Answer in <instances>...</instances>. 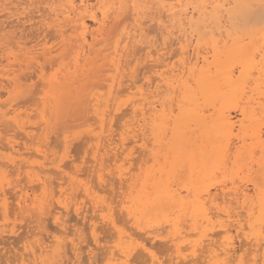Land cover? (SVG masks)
Wrapping results in <instances>:
<instances>
[{"label":"bare ground","instance_id":"1","mask_svg":"<svg viewBox=\"0 0 264 264\" xmlns=\"http://www.w3.org/2000/svg\"><path fill=\"white\" fill-rule=\"evenodd\" d=\"M36 1L37 0H0V13L6 14L9 18L15 16V17H17V19L19 18V20H20V18H22L19 16L20 15L19 14L20 8H23L22 12H25V10H27L29 5L34 6V3L36 5L37 4ZM45 2L48 5V6L47 5L46 6L49 8V11H48V9H47V11L50 13H48L46 15V17L43 16L44 17L43 19L47 20L46 25L48 27H50V28L54 27L52 29H56L58 36H59L58 38H60V40H61L60 41V44H61L60 47L57 48V46H56V49H53L54 47H48L49 45L47 46V41L44 40L43 42H38L36 45L33 46V48H30L31 46L26 45L27 46V49H26L25 45L18 44L21 41H17L16 44H18L20 47L19 46L17 48L15 47V49L20 50L19 48H21V46H23V47L25 46L26 51L25 50H23L25 52L21 51L22 53H24L25 58H24L23 54L20 52H19V54L22 56H20L18 54H16V55L20 56L22 60L23 59L24 60L25 59H34V58L37 59L40 57V55L47 57V56H51L54 51L60 50V51H62V56H63L64 54H66L63 51H65V50L68 51L70 48H72V49L75 48L73 50L70 49L71 51L75 50V52H74L75 54L73 53L74 54L75 67L73 68L74 65H73V62L71 61V63H72L71 65H73L72 66L73 70H72V72L69 71L68 73H66V75L67 74L69 75L68 78L70 76H74L76 81L73 79H70V78L68 79L65 76H62L63 74H65V73H63V71H65V72L67 71L66 69L68 67L67 68H65V67L69 66V64L65 65V67H64L65 70L64 69L62 70L61 76L63 78L60 77L61 80L59 79V77H56V76H54V78L52 79V82L56 83L57 86L60 87V90H61L62 86H65L66 88L67 87L70 88V89L67 88V90H65L66 88L64 87L65 88L64 89L62 87L63 93H65V91H66L69 94V90L74 91L73 88L75 86L72 84H74V81L78 84L77 79H79L81 77H84V78H81L82 79V83H81L82 85L80 84L81 85L80 86L78 84L77 85L78 87H76V88L78 90L83 89V86H84L83 81H85L84 79L88 73L91 76L93 73H95L96 75L93 74L95 79H96L97 75H98L97 79L98 80L101 79L99 77H101L102 74H104L103 71H106L103 63L104 64L107 63L105 65H109L108 69L114 71L112 74L108 73V76H107L108 78L107 77L105 78L106 80H110L109 85H107V88L109 87L108 92L106 91V94L108 93V95L110 97L108 98V95H104L103 93H101L99 96V94L97 95V93L95 92L96 93L95 97H96V100L98 101V104L100 103V101H102V103H103L104 100L106 99L105 96L110 100L115 95L116 92H119V94H120L122 91L125 90L123 88V84L125 82L124 76H126V71H127V69L125 67H127V66L124 67V65L127 64V61L130 58L128 55H132V54H130L132 52L131 51L132 48L137 46L136 42H145V44L147 43L143 47L141 45V47L143 49H145V48L148 49V53H147L148 57L153 59V62H154V60L157 61L162 56H165L166 53L168 54V50H170L169 46H172V44H173L172 40H174L176 42V44L180 45L179 50L182 54V57H179L180 59H178V61L175 60L176 62L175 61L171 62V60L169 58H168L169 60L167 61V58L164 57L163 60L162 59L160 60L161 63H158L157 66L159 67V69H160V66H162L161 68H163V70L155 69L157 71H161L160 75L158 74L161 81H160V83L159 82L156 83V85H155L156 88L154 90H153L154 87H152L154 85L153 84L154 81L153 82L151 80L147 81V79H146L144 82L147 81L148 85L145 83V86L147 85V88L143 85V83H142V85L138 84V82L141 81V78H140V80H137L135 78L136 76H134V74H135L134 71H136V70H132V72H134L133 74L128 71L127 75H129V73H131L132 76H134V77L132 78L131 84H129L126 89L127 90H130V89L136 90V91H134L135 95L133 97H135L137 93H139L141 95L139 97L140 99L138 98L140 101H142L141 103L138 102L139 100L137 98H136L135 102H133L135 99L132 100V103H134L133 104L134 113H136L137 115H139L138 113H140V115L142 116V119H140V118L139 119L142 120L143 122L147 121V117L149 115H150V117H152L151 119L154 122L153 127L155 128V129L152 128L155 130V131L153 130L154 131L153 133H155L154 134L156 137L155 139H157V142H159V144H161L164 141V139H166V136L168 134H170L169 131L172 132L171 135L174 134V137H173L174 139H173V142L171 143V146H170L171 150L168 151V154L170 152V155L167 157V158H170V156L172 157V160H170L171 163L165 164L164 165L165 168L162 167L160 169V171L158 170L159 169L158 167H157L158 169L156 168L160 172V175L163 176L165 174L166 176L167 175L170 176V174L173 173L174 170H177L179 168V162L182 161L184 158L185 159L187 158V161L189 160V162H190V168H191L190 171L193 172L192 175L193 176L195 175L198 177H195V176L192 177V179L194 178L192 181V183H194V185L191 183V180H192L191 179L190 185L192 184L193 186L191 185L187 188L188 193H186L187 195L185 194V196H184L181 194L182 190L179 191V187H177V185L174 186L177 183L172 182L173 179L171 181V178H169L167 176L168 178L165 177L167 179L164 180L161 176H159L157 174H154V175L152 173L149 174L150 173L149 171H151L150 168H152V166H153L152 165L149 167V171H148L149 173L146 171L147 172L146 176L143 178V181H141V183H140L141 184V189L139 188L140 191L138 192L136 190L137 194L133 195L132 193H133L134 189L137 188L136 186H138V181H134L133 183L131 182V184H130L131 189L129 188L130 190L128 191V192H130L131 195H127L128 193L126 192L127 194H125L123 196L124 198L122 199L121 203L127 209L128 214L131 215L132 218H135V220L138 223H140V221H142V219H144V217L146 218L148 213L150 215L151 214L150 211L153 209H155L156 213L158 212V213L165 215L166 218H163L164 221H165V219L166 220L168 219L167 220V222L169 221L168 224L171 223V225L169 224V226L173 227L172 228L173 229V233H172L173 237L172 236H171L172 238L169 237L170 238L169 240H172L173 242L175 241L173 243L174 244L173 249H175L174 251L177 253V258L178 257H186L188 255L196 256L197 251H199V249L201 248V250L204 249V250H206V252L209 253L208 254L210 256V258L208 259L209 264H264V185H262V183L256 182V180H255L252 182L251 187L249 185H244V184L242 186H238L240 184H238L237 182L236 183L238 185L237 184L233 185L235 183V180L233 179L234 180V182H232L233 186L230 185L231 187L228 188L227 184L222 181L224 183V185H222L223 183L221 182L222 186H220V185L219 186L222 187L221 191H223V194H224V197H223L224 201L223 202L227 201L228 195H233V197L236 198V200L234 198L233 199L235 201H237V203H236L237 207L241 208L243 210V211H241V210L234 211L233 209L236 206L235 207L233 206V209H231L232 207L230 204H229L230 206L222 205V203H223L222 202V196H221V199H219L218 195L213 194L212 190L208 186L209 184L207 183V181L210 180L209 177L210 178L212 177L214 179L215 177H213V174H214V176L219 174V172L216 174L217 169H219V170L222 169V170H220L222 172H223V169H226V171L229 170V169L227 170V168H228L229 161L232 158L231 157L232 147L230 146V144L232 143L231 142L232 138L234 135H237V136L240 135L239 132H241V131H243V133H247L246 132L247 131L246 125L244 124L246 122V120L248 122L250 120H251L250 122L255 121L254 122L255 124L253 125V127L248 129V130L252 129L251 130L252 133L248 131L251 134H246L244 137L241 138L244 145H245L246 141L248 140L247 139L248 135L251 137V139L256 140V144L254 145V147L251 146L252 149L250 151L251 154H250V158H249V159H251V162L257 160L255 158V155H256L255 152L257 150L255 147L258 145L257 147L264 149V140H263L264 129H263V127H261L262 125L258 124L260 122V121L258 122V118L261 115H262V117L264 116V112L262 111V110H264L263 109V107H264V72L261 71V55H260V50L262 48H264V30H262V31L256 30L259 32L253 33V30H251L249 28V24H250L249 22H252V23L257 22V19H259V16L253 15L252 14L253 12L249 13L248 11H246L244 9H237V8L233 7L236 4L248 3V0H187V1L186 0H100L101 5L97 8V9H99V11L95 10L96 7H95V5L91 4L92 2L90 0H46ZM96 2L99 3L98 1H96ZM152 2H154L156 5H154V3H152ZM150 3H151V5H150ZM231 4H233V6H229ZM154 8L156 10L153 11ZM128 9L130 11H129L128 15L126 14V17H129V16L131 17L133 15L135 16V22H132L134 19H133V17H131L133 19L131 22H129L130 24L132 23L131 25L127 24V22H128L127 20H129V18L127 19L126 17L123 16L124 13L128 12L127 11ZM112 10L116 13L118 12V15H116V16L113 14L114 18L113 17L111 18V15H112L111 12H113ZM41 12H43L44 14L43 13L42 14L45 15V12L43 9ZM28 13H29V11H28ZM143 14H145V15H143ZM28 16L29 15H27V17ZM119 16L124 17L126 19V22H125V20L122 22H121V20H119L121 23V24L118 23V24H120V27H121V25H123L124 27L122 26L123 29L120 28L121 33L118 31L119 40L116 41L115 45H113L114 44L113 39H111L110 36L113 38V37H115V35L117 33V30L115 33L114 32L115 30H112V29L115 26V25H113L114 24L113 22H115V24H117L118 20L116 21V19ZM25 18H26V16H25ZM234 18L237 21L243 20V30L239 29L241 27V25H239V23L233 22ZM206 19L209 21V23L205 22ZM251 19H252V21H251ZM0 20H1V18H0ZM10 20L12 21V19H10ZM15 20H16V18H15ZM259 20H258V22H259ZM26 21H27V19H26ZM110 21L113 23L112 24L113 28H111ZM211 21H212V23H211ZM24 22H22L21 24L23 25ZM42 22H44V21L42 20ZM123 22L125 23V25L123 24ZM150 22H154L157 24L156 27L159 29V31L156 27L155 28L157 29L156 30L157 32H160V33H157V34H160V36H161V42L160 43H158L159 42L158 39H151L152 35H151L150 39H145L146 35L149 34L148 31L146 34V30L148 28L147 23H150ZM0 23H1L0 24V34H1V32H2L1 30L5 31V29L7 28L8 25H5L4 21H2ZM36 23H37V21H36ZM109 23H110V26H109ZM9 24H11V22ZM17 24H18V22H17ZM95 24L99 25L98 26L99 28H97L98 30H96V29L90 30L92 26H96ZM150 24L152 25V23H150ZM214 24L216 27H214ZM12 25H13L12 28H14V29H10V31H9V29L6 30V32L7 31L9 32L8 36H7V34H5L6 32L5 33L2 32V33H4L6 37H9V40L7 39L8 41H10V39H11V42H13V41L16 42L15 37L17 35L15 33H18V32H17V30L15 31V29H17V28L19 29L20 25L16 28H15V26H17L16 24H15V26H14V24H12ZM25 26H27V25H25ZM41 26L42 25H39V27H41ZM23 27H24V25H23ZM42 27L44 28V26H42ZM34 28H36V26ZM50 28H49V30H50ZM66 28H69V30H70V28H73V29H75V31L78 29H81L80 30L81 32L78 31L80 34H77V37H76L77 40L82 39V41H79L80 44H79V42L77 44H75L78 47L77 49H76V46H74L72 44L73 41L70 42V39H71L70 37H69L70 43L67 41L68 40L67 37L69 34L66 35V32H67ZM108 28H110V29H108ZM151 28H153V27H151ZM215 28H217V30H216L217 32L215 31ZM24 29H22V30H24ZM148 30H150V29H148ZM45 31L47 32V30H45ZM71 31H73V30H71ZM150 31H152V29ZM202 31H205V32L208 31V33H210L211 35L209 36L208 33H206L205 35H208V37H205V35L203 34L204 32H202ZM209 31H211L212 33ZM19 32H20V30H19ZM39 32H42V31H39ZM53 32H55V31H53ZM109 32H110V34H109ZM260 32L262 34L259 36ZM89 33L91 35H89ZM106 33L108 35H105ZM120 34H122V38L120 37ZM216 34H217V36H216ZM244 34L249 35V37H251V42H245V37H243ZM88 35L90 36L89 39L92 40L91 43H89L90 41L88 40V37H89ZM3 36L1 35L2 38H3ZM24 36H22V37H24ZM91 36H92V38H91ZM101 36H102V38L104 36L105 40L108 38L107 36H109V39L111 41L109 42V39H107L106 41L108 42V44L112 43L111 45H109L111 48L110 50H108V48H109L108 46H107L108 48H106V45H108L107 43L101 49H100V47L98 48L95 46L96 44L99 45V43L102 41L104 42L103 39H100ZM155 36H156V34H155ZM2 38H0V39H2ZM13 38L15 40H13ZM76 38H75V40H76ZM7 40L5 39L4 42L8 43ZM18 40H19V38H18ZM100 40H102V41H100ZM231 40H232V42L229 44V42ZM14 42L13 43L9 42L8 44L9 45L15 44ZM133 43H135V44H133ZM8 44H7V46H8L7 48H8V52H9V51H12L14 45H13V47L11 45L10 46L11 48H10ZM69 44H70V46H68ZM176 44H173V45H176ZM23 47H22V49H24ZM95 47H96V49H95ZM104 48L107 49V52H105L103 54L104 55L103 56L102 51L99 52L98 50H105ZM3 49H5V48H3ZM3 49L1 47V50H3ZM6 49L3 50L4 51L3 53L6 52ZM135 49H136V47H135ZM135 49H133V50H135ZM163 49H167V51L165 50L164 52H162ZM70 50L68 53L72 54V52H70ZM137 50H135V52ZM95 51H97V52H95ZM169 52H171V50ZM0 53L3 54L2 52H0ZM97 53H99V54H97ZM175 53H172V54H175ZM13 54H15V52ZM155 54L160 55L161 57L160 56L155 57ZM5 55L6 54H3V57ZM16 55L10 56L8 54V56H6L5 58L7 59V57L9 58V56H10V58L14 57L15 60L20 59L19 57L16 58ZM101 55L103 56V59H105V61H107V62H105L103 60V63H101L102 66L99 65V63L96 61L97 59L100 61V58L102 57ZM52 56H51V58H52ZM174 56H176V55H171L170 58L172 59V58H174ZM63 58L65 59L66 57H63ZM68 58H72V57H68ZM95 58H97V59H95ZM133 58H134V56H133ZM149 58H147V60L145 62H147ZM3 59H0V61ZM143 60H144V58H143ZM31 61H33V60L29 61L30 64H31ZM29 62H28L27 67L30 66ZM93 62H95V64ZM131 62H133V60H131ZM52 63H53V61H52ZM69 63H70V61H69ZM82 63H85V64L82 65ZM96 63L99 65V69L97 68L98 66L96 67V65H97ZM123 63H125V64H123ZM20 64H21V66L25 65V64L22 65V63H20ZM20 64H18L17 66H20ZM91 64H93L94 66H92ZM153 65L156 66L155 64H153ZM88 66L91 67V68H88V70L91 69V71L93 73H91V71H86V74H82L83 76H81L80 75L81 73L79 74V72H80L79 68H82L84 70ZM100 66H101V68H100ZM95 67H96V69H98L97 71L94 69ZM131 67H129V68L127 67V68L130 70ZM70 68H68V69H70ZM149 68H151V67H149ZM153 68H152V70H153ZM13 69L16 71V68H13ZM35 69L37 70L38 68H35ZM122 69H125L124 70L125 72ZM17 70H19V69H17ZM40 70L42 72V74H40V77L44 78V76L47 75V74H45V73H47L46 71H45V73H43L44 65L41 66ZM24 71H25V69L23 70V74H25ZM121 71L124 72V74ZM0 72H2V75L6 74L7 72L10 73V69L2 67ZM84 72H85V70L82 73H84ZM146 72H148V71L146 70ZM11 73H12V71H11ZM136 73H138V72H136ZM14 74H16L17 76H18V74H20V76H19V78L18 77L16 78V75H15L16 79H13L14 84L11 83V85L12 86L16 85L15 89L22 88L24 86V84L26 83L24 80H23L24 82L22 81V79L25 78V77H23L24 75L21 76L22 72L18 73V74L15 72ZM55 75L58 76V73H56ZM75 75L77 78L75 77ZM77 75H80L81 77L79 76V78H78ZM90 75L88 77L90 79H93V76L90 77ZM144 75H146V74H143V77H144ZM137 76H139V75H137ZM88 77H87V79H88ZM150 77H152V76H150ZM32 78H33V75H30L25 79L31 80ZM156 78H158V77H156ZM20 79H21V81H20ZM67 80H69L70 82L68 81L69 83H67L66 82ZM129 80L131 81V79H129ZM78 81L80 82L81 80L79 79ZM32 83L34 84V82H32ZM47 83H49V82H47ZM59 83H60V85H59ZM30 84L27 83L26 85L27 86L29 85V87H30ZM51 85H53V84H51ZM164 85H166L167 90L170 89V91H172V92H170V91L167 92L170 95H172L170 98L171 101H174L173 100L174 98H172V97H176V99L180 95L182 97V99H180L181 105L178 104L179 98L177 99L178 102L176 103L177 104L176 106L178 108L180 107L179 108L180 113H178L179 110L176 107L177 111H178L177 117H172L174 113L172 110L170 111L168 109L169 106H168V108H166L167 107L166 105L169 102L168 97L165 100L162 99L165 97V95L167 96V93L165 95H162L164 97L161 96V93L163 91L162 86H164ZM71 86H74V87L72 88ZM252 86H254V88H252ZM24 87L22 89H24ZM50 88H52V87H50ZM120 88L122 89V91ZM250 89L253 91L258 90V94L260 95V97L259 98H255V97L252 98L254 95H256L257 91H255V94L253 93V91H251V93H249ZM27 91H29V90H27ZM56 91H59V89ZM164 91H166V90H164ZM21 92H23V91H21ZM24 92H26V91H24ZM79 93H81V92L79 91ZM104 93H105V91H104ZM171 93H173V94H171ZM201 93L203 94V96L205 95V97L207 98V100L209 102L213 101L212 105H213L214 112L209 117H198V115H199L198 110L202 109V107L198 109L199 103L197 102L199 99L198 98L199 94H201ZM248 93L250 95H252V93H253L254 95L249 96ZM1 94H3L2 91L0 92V105L2 103V101H1L2 95ZM19 94L20 93H18L17 95H19ZM102 94L104 97L101 96ZM163 94H164V92H163ZM59 95L62 96V93H60ZM69 95H71V94H69ZM66 96H65V98H66ZM115 96H117V95H115ZM68 97H70V96H68ZM102 97L104 98L103 100H102ZM151 97H152V99H151ZM63 98H61V99H63ZM244 99H247V100L244 101ZM92 100H94L93 96H92ZM107 100L105 101V103H107L109 101V100L108 101ZM110 101L112 102L113 100H110ZM110 101L108 102L109 103L108 105L110 106V108H112L111 105L114 104L115 102L113 101L114 103L112 102V104L110 105ZM136 102H138V104ZM165 102H167V103H165ZM174 102H176V101H174ZM172 103L173 102H171L168 105H171ZM101 104H99V106L97 105L98 107L96 109L98 111H96V112H99L100 117L102 116L101 119L103 120V123L101 122V125L103 128V125L105 126V124H107V123L104 124V122H107L106 120H108L106 115H105V113L108 111H106L105 108L104 109L106 112L104 111V109L103 110L101 109L102 112L103 111L105 112L102 114L101 111H99ZM197 104H198V107H197ZM108 105L105 104V107L107 106L109 108ZM231 105H233V106H231ZM113 106H115V104ZM158 106H160V107H158ZM148 107H150V108H148ZM230 107H235V108L237 107L238 110L240 111V115H242V118L234 120L233 117H235V116L231 112V110H233V109L232 108L229 109ZM260 107L262 108V110L258 109ZM115 108H117V107H115ZM171 108H173V106ZM119 109H120V107L117 108V110H119ZM166 109L170 112L167 113ZM173 109H175V106ZM150 110H151V112H150ZM204 110L206 111V109H204ZM207 110L209 111V109H207ZM211 110H212V108H211ZM257 111H259V112H257ZM109 112L108 113L111 114L110 110H109ZM257 113H260L258 117H257ZM109 114H108V116H109ZM175 114H176V112H175ZM110 116H112V115H110ZM110 116L108 118H110ZM262 117H260V118L262 119ZM7 118H8L7 111L4 112L0 107V121L6 120ZM148 119L150 120V118H148ZM13 120L15 121V123H17V125H19V126L23 125V121L19 117H13ZM109 121H110V119L108 120V123H109ZM190 121H193L192 123L195 125H198V124L200 125V128L203 132L202 134L200 133V135H203V138H202V140L199 139L200 140L199 142L203 143L204 142L203 139L206 138L205 144L202 145L200 143L201 148L198 147L200 149L198 151H196L198 148L197 149L193 148V144L196 143L195 140L192 141L193 143L186 142L187 129H189V126L191 125ZM144 123L142 124V129L145 127ZM173 123H174V127H171V125ZM140 124L138 126H141ZM147 124H149V122ZM262 124H264V122H262ZM138 126L135 127L136 128L135 130H137ZM21 127H25V126H21ZM27 127H25V129ZM130 128H132V127H130ZM130 128H129L128 132L131 135L135 130H134V128L133 129H130ZM190 129H192V128L190 127ZM127 130L128 129H126L125 133L127 132ZM132 130H134V131H132ZM196 130H197V128H196ZM236 130H238V133H236ZM30 131L26 130L27 135L31 134ZM141 132H142V130L140 131V134H141ZM145 134L146 133L144 130V135ZM188 134H189V132H188ZM100 135H101V133H100ZM134 135L136 138L140 137V136H138V134L136 132H135V134L133 133L131 136H134ZM144 135H143V133L141 134V137L143 136V140L145 139ZM101 136H98V138H99V140H97L98 144L95 143V145H97L98 148H100L101 145H104L107 143L108 145L106 144L105 147H106V149H107V147H109V149H108L109 151L107 150L109 152V154L110 153L112 154V151H113L115 161L120 160L121 156L122 155L124 156V152L128 148L127 146H125V144L127 145L129 142V141L126 142V139L128 137L125 136V134H124V136L123 135L121 136L122 138L120 139L119 144L123 142L124 145L122 144L123 145L122 146L123 151H121L119 153L120 150L119 151L117 150L118 143H116V145H115V141H114L113 136H112V138H107V142H105L104 144H103L104 136L103 137H101ZM35 137H36V135H35ZM96 137H95V139H98ZM136 138H134V141ZM122 139L124 141L121 142ZM139 139H136V141ZM191 139H192V137H191ZM92 141H94V139ZM166 142H168V141H166ZM166 142H163V143L165 144ZM155 143H156V141H155ZM92 144H93V142H92ZM156 145H157V143H156ZM13 147H14V145L11 148H13ZM122 147H120V148H122ZM164 147H165V145H164ZM164 147H163V149H164ZM166 147H167V145H166ZM166 147L164 149L165 151H166ZM37 148H39V147H37ZM163 149L161 148V150H163ZM98 150H97V152H98ZM249 150L250 149H248V151ZM40 151H42V149ZM107 151H105V152H107ZM243 151H245V150H243ZM160 152H162V151H160ZM99 153H100V151H99ZM165 153H164V155H165ZM238 153H239L238 158H239V156H241V158H242L243 152H238ZM161 154H163V153H158L156 156L160 155V157H161ZM232 155H234V154H232ZM95 156H96V154H95ZM262 157H263V159H259L260 161H258V160L256 161V162H258V165L263 166L260 168V170L264 168V155ZM45 158L48 159L47 156ZM112 158H113V156H112ZM158 158H159V156H158ZM167 158H166V160H167ZM197 158H199V159H197ZM156 159H157V157H156ZM22 160H24V158ZM200 160H201V162H200ZM96 161H100V157L97 158ZM129 161H131V160H129ZM159 161H160V159L158 160V162ZM182 162H184V161H182ZM238 162H239V159L233 161V163H234L233 165L236 166V164ZM22 164H24V163H22ZM22 164L17 167L18 170L22 169V166H26L25 164L24 165H22ZM168 164H169V166L166 167V165H168ZM180 164H181V162H180ZM252 164L253 163H251V165ZM0 165H1V163H0ZM3 165H6V163L5 164L3 163ZM105 165H106V163H105ZM254 165L255 164H253L250 167V170H249V168H247V169L249 171H251ZM62 166H63V164H62ZM229 166H231V165H229ZM237 166H238V169H241V171H243V165L240 166L238 164ZM237 166H236V168H237ZM33 167H35L34 164H33ZM103 167H104V165H103ZM36 168H38V167H36ZM41 169H43V168L41 167ZM97 170H98V168H97ZM119 171H120L119 176L121 177V179H123L122 177L126 174L124 168L120 167ZM261 172H262V170H261ZM127 173H128V171H127ZM37 174H38V172H37ZM103 174H104V171H103V173H101V168H100L99 177L101 179H103L105 176ZM141 174H142V172H141ZM156 176L160 177L159 178L160 181H157ZM42 177H44V176H42ZM72 177H74V176H72ZM77 177H78V175H77ZM36 178L38 179V177H36ZM48 179H49V177H48ZM48 179H44V178L42 179L41 177H39V181H41V183L39 184V187L42 184V186H43L42 193H44V196H42V198H37L38 200L35 199L36 196H35V198L33 197L34 199L31 198V196L29 194V190H28L29 185L22 186V184H20L19 185L20 186V190H19L20 192H18L17 194L15 192V194H16L15 199L17 198L18 206L22 209L21 211L25 210L27 212L28 210H31L29 212H31V213L36 212L37 213L36 216L38 215V217H37V219H34L35 220L34 222H36V220H37V222H40L39 225L42 224L41 225L42 227L40 226L41 228L37 224L39 229L42 230V232H43V230H44L43 228L45 226L47 228V224L45 222V217H47V216H43V215H48V213L49 214L52 213L51 216L55 217L56 221L61 223L60 219L62 216H64L63 214H66V212L69 213L70 207L72 208V206L74 204L72 202L71 203L72 205L69 206V204H70L69 202L67 203L66 201H64V199L62 200L61 194H64V193H61L60 194L61 199L59 200L60 201L59 202L60 207H58V208L53 207V206L50 207L51 206L50 199L55 198L56 193L53 190L54 188L51 187V185L53 183H50L51 181H49L50 179L49 180ZM129 179H133L132 175L130 176V174H129L128 178L123 179V180H126L129 182ZM161 179H163V180H161ZM215 179H218L217 176ZM104 180H105V178H104ZM73 182L74 181H72V183ZM75 182L73 185H75ZM127 183H126V185L128 186L129 184H127ZM18 184L16 183V185H18ZM77 184L79 185V182ZM196 184H200L201 186L203 184V190H200L199 186ZM213 184L214 183L212 182L210 184V187H211V185L213 186ZM259 184L262 185L263 187H261ZM263 184H264V182H263ZM2 185H0V203H1V205H3L4 207L7 208V206H8L7 200L11 196L8 197V193H7L8 191H6ZM14 185H12L11 188H13ZM107 185L108 184H106V186ZM121 187H123V186H121ZM31 188H34V187L31 185ZM79 188H81L80 185H79ZM93 188L95 189L94 186H93ZM94 189H92L89 186L88 187L86 186L84 192L88 196H92L91 199H93V202L95 203V206L97 207V210L101 211V213H102V211L107 210L108 213L105 211L106 214L102 213L103 216L102 215L101 216L104 219L113 223L117 227V222H116L117 217L114 218L113 215L110 213V211L112 210L111 208L113 206L111 207L109 203L103 202L104 200L102 201V200H100V198L97 199L98 193L96 194V191ZM74 190L75 189H73V191ZM251 190H253L254 194H251V192H250ZM71 194H72V192H71ZM78 194H80V193H78ZM191 194L193 195L192 196L193 198L186 197V196L191 197ZM219 194H221V193H219ZM84 197H86V195ZM73 199L75 200L74 197H73ZM108 199H110V198H108ZM65 200H67V198ZM220 200H221V204L219 202ZM229 201H230V199H229ZM76 202H77V199H76ZM129 202H130V204H129ZM125 203H128L129 205H126ZM208 203H210L209 204L210 206L208 205ZM75 204H77V203H75ZM180 207H181V212L187 211L188 215H189V211H191L190 214L192 213V217H190V218H192L191 220L194 221L193 224L195 225V227H194L195 230L197 229V231L195 233L198 232L200 234L199 237L197 236L198 238L196 237L194 239L195 240L194 243H192L193 240L192 241L190 240V242L192 243L190 246H188V244L186 246L185 245L183 246L181 243H179L180 241H182V240L179 241V237L183 236L182 234H184V233H182L183 232L182 231L183 226L180 227L181 218H184L187 215V214L184 215V217L180 216V214H179ZM237 207H236V209H237ZM83 208H85V206ZM92 208H94V207H92ZM79 209H81V208L77 207V210H79ZM213 209L216 211L214 212ZM114 210H115V208H114ZM64 211H66V212L63 213ZM80 211L83 212V210H80ZM80 211H79L80 214H78V215L83 214ZM24 212H23V215L26 213V212L25 213ZM90 213H91V211H90ZM34 216H35V214H34ZM88 216L90 217L91 215H88ZM97 216L98 215H96V218H97ZM102 217H101V219H102ZM32 218H33V216H32ZM50 218H52V217H50ZM140 218H142V219L140 220ZM179 218H180V220H179ZM69 219H71V218H69ZM179 221H180V224H179ZM184 221L186 222V220H184ZM184 221L182 223H184ZM32 222H33V220H32ZM65 222H69V221H67V219H66ZM146 222H147V220H146ZM148 222H149V220H148ZM142 223H144V222H142ZM142 223H141V225L140 224L139 225L142 226ZM193 224H192V226H194ZM37 225H35V226L37 227ZM77 225L79 226V224H77ZM147 225L149 226L150 224L147 223ZM186 226H187V224H186ZM184 227H185V225H184ZM187 227L185 228L186 230H187ZM216 227H219L218 231L216 230ZM142 228L144 229L146 227L142 226ZM159 228H158V230H161V228L160 229ZM189 228L190 227H188V229ZM191 228L193 230V227H191ZM247 228H249V231H246ZM63 229L65 231L68 230L66 226L63 227ZM155 229H156V227H155ZM59 230L61 231V229H59ZM81 230H82V228H81ZM74 231H75V229H74ZM234 231H236V232H234ZM147 232H148V230H147ZM63 233H65V232H63ZM156 233L154 234V236L156 235ZM189 233H185L184 236L186 234L188 236ZM195 233H194V235L198 234V233L197 234H195ZM234 233H237L238 236L241 235V241L238 239V241H240L239 242L240 244L237 243L238 242L236 239L237 237L234 235ZM151 234H153V233H151ZM158 234H160V233H158ZM242 234L245 235L246 241H244L242 239ZM39 235H40V238L39 239L36 238L37 241L34 242V243L37 242L36 244L32 243V241H34V240H32V241L30 240L31 241L30 243H32V246L30 248V254L33 256L32 259L30 258L31 261L32 260L35 262L39 261L40 264H63V262L66 263V261H62L63 258L61 257V254L66 255L68 252L67 249H66V251L64 250L66 243L63 241V239L61 240L57 237L56 238L55 237L54 238L48 237L46 239L42 236V234H39ZM39 235L37 237H39ZM69 235H71V234H69ZM169 235H171V234L169 233ZM81 236H83V235L81 234ZM119 236H120V238H119L118 242L116 243L117 249H111L110 253L108 254V259L111 262L115 261V260H119V258H121L122 255L129 256L132 253V251L134 250V247L130 246L132 244L130 243V245H128V243H127L126 238L130 236L129 234L123 232V230H122V231H120ZM164 236L165 235H163V238H164ZM187 236H185V237L188 238ZM33 237H34V235H33ZM160 237H161V235H160ZM72 238H73V236H72ZM206 240H210V242L207 241V244H206V242H205ZM204 242H205V245H204ZM206 245H208V247ZM247 245H249L250 247H247ZM204 247H207V248L205 249ZM74 249H76V248H74ZM78 249H79V247L77 248V250ZM145 249L148 250L146 247H145ZM247 249L250 250L249 255L251 253L252 257H251L250 261L245 263L244 258L246 259V257L243 258L241 252H242V250L244 252V250H247ZM62 250H64L65 252L62 253ZM185 250L186 251L191 250V252H190L191 254L187 255L184 252ZM82 251H83V249H82ZM148 251L150 252V250H148ZM247 251H245V252H247ZM200 252H202V251H200ZM79 253H80V251H79ZM79 253L77 252V255ZM246 256H248V255H246ZM29 257H30V255L28 256V258ZM152 259L154 262H157L158 264H163V262L158 260L154 254H152ZM196 259L197 258L194 257L193 259H191L194 262L193 263L188 262V264L189 263L196 264V262H197ZM27 260L28 259L26 258V261ZM76 261H78V260H76ZM91 263H93V262H91ZM114 264H117V263L115 262Z\"/></svg>","mask_w":264,"mask_h":264},{"label":"rangeland","instance_id":"2","mask_svg":"<svg viewBox=\"0 0 264 264\" xmlns=\"http://www.w3.org/2000/svg\"><path fill=\"white\" fill-rule=\"evenodd\" d=\"M38 1L39 0L36 1L37 2L36 5L34 3V6L33 5L32 6L29 5L30 7L28 6V8H27V10H25V12H22L23 8H20V10H19V14L20 15L19 16L23 18V19L20 18L21 21L19 20V18L17 19V17H15V16L9 18L6 14L0 13L1 20L5 22V25H8L7 28L5 29V31L1 30L4 33L8 29H9V31H10V29H14V28H12V26H13L12 24H14V26L16 24L17 25V26H15V28H16L22 22L25 21L23 23L24 27L21 24L19 26L20 27L19 29L18 28L15 29V31L17 30V32H18V33H15L17 35L15 37L16 40L13 38V40H15L16 42H14L12 40L15 44H10V45L8 44L9 42L13 43V42H11V39H10V41H8L9 37L5 36V34H7V36L9 35L8 31L5 34L2 33V32L0 34V38H2L1 35L2 36L4 35L3 36L4 39L3 38H2L3 40L0 39L1 40L0 41V52H2V53L4 52L3 50H5L8 47L7 44L9 45V47L11 45L13 47V45H14L12 51L8 52V48L6 49V52L3 53V54H6L4 57H3V54L0 53V59L4 58L3 60L0 61V71H1L2 67L10 69V73L12 71L11 74L9 72H7L6 74H3V75H2V72H0V92L2 91V93H3V94H1L2 95V98H1L2 103H1L0 107H1V109L4 112L7 111V113H8V118L6 120L0 121V163H1V165H0V185L3 184L2 186L5 188L6 191H8L7 192L8 193V197L11 196L7 200V203H8L7 208L4 207L3 205H1V203H0V264H24V262H26V258L28 259L27 261H31L33 256L30 254V248L32 246V243H34L35 241H37V239L40 238L39 234H42V236L44 238H46V239L48 237H51V238H54V237L56 238L57 237V238H59L61 240L63 239V241L66 243V246H65L64 250L66 251V249H67V251H68L67 254L69 253L68 255L67 254L66 255H62L61 254V257L63 258L62 261H66V263L63 262V264L64 263L65 264H79L80 262H81L80 264H114L115 262L117 264H158L157 262L153 261L152 254H154L157 257L158 260L162 261L163 264H178V263L179 264H185V263L188 264V262L193 263L194 261H192L191 259H193L194 257L197 258L196 259V261H197L196 264H206V263L209 264V262H208V259L210 258V256L208 255L209 253L206 252V250H204V249L201 250V248L199 249V251H197L198 255L196 254V256L188 255V254H191L190 253L191 250H189V251L185 250L184 252L188 256H186V257H178L177 258V253L174 251L175 249H173V246H174L173 243L175 241L173 242L172 240H169L170 238L173 237V235H172V233H173V229L172 228L173 227L169 226V224L171 225V223L168 224V222H169V221L167 222L168 219L167 220L165 219V221H164L163 218H166L165 215H163L161 213H158V212L156 213L155 209H153L151 211L154 214L150 211V213L152 215L151 214L149 215V213H148L146 218L145 217H144V219L140 218V220L142 219V221H140V223H138L135 220V218H132L131 215L128 214L127 209L121 203L122 199L124 198L123 196L125 194L128 193L127 195H131L130 192H128L131 189L130 188L131 182L133 183L134 181H138V186H136L137 188H135L133 193L132 192L131 193L133 195H135V194H137V191L138 192L140 191V189H141V184L140 183H141V181H143V178L146 176V173L149 171V167L150 166L153 165L152 168H150V170H151V171H149L150 173L148 172L149 174L152 173L153 175L157 174V175L161 176L160 172H159L160 169L162 167L165 168L164 167L165 164L171 163L170 160H172V157L171 156H170V158H167V157L170 155V152L168 154V151L171 150L170 146H171V143L173 142V139H174L173 138L174 134L171 135L172 132L169 131L170 134H168L166 136V139H164V141H163V142H166V141H168V142H166L165 144L163 142L161 144H159V142H157V139H155L156 137L154 135L155 133H153L155 131L154 130L155 128L153 127L154 126V122L151 119L152 117H150V115L148 114L149 116L147 117V121H144L145 122L144 123L142 120H140V119H142V116L140 115V113L137 112L139 115L134 113V110H133V104L134 103H132V100L135 99L133 101V102H135L136 98L138 99L141 95L139 93H137L136 96L133 97L135 95L134 91H136V90H133V89L127 90L126 88H127V86L129 84H131L132 78L134 76H136L135 78L137 80H140V78H141V81H139L140 83L138 82L139 85L140 84L142 85V83H143V85L145 86V83L148 85V83H147L148 80H151L152 82L154 81V83H153L154 85L152 86V87H154L153 88V90H154L156 88L155 87L156 83H158V82L160 83V81H161L160 77L158 76V74L160 75L161 71H157V70H163V68H161L162 66H160V65H159L160 66V69H159V67L157 66L158 63H161L160 60L161 59L163 60L164 57L167 58V61L169 59L171 60V62H173L175 60L178 61V59H180L179 57H182V54H181V52L179 50V46L180 45L176 44V42L174 40H172V43L176 44V45L172 44V46H169L171 52H169L170 50H168V54L166 53L165 56H162V57L160 55L155 54V57L160 56L161 58L159 60H157V61L154 60V62H153V59L148 57V54H147L148 53V49H146V48L143 49L142 48L147 43L145 44V42H136L137 43L136 44L137 46H135L136 49H135V47H133L132 50H131L132 52L130 53L132 55L134 54L133 56H134L135 59L133 58L132 55H128L130 57V58L128 57L129 58V60H128L129 62L127 61V64L123 63V64H125L124 67L127 66L129 68V67L132 66L130 68V70L127 67H125L127 69L126 76L123 75L125 77V78L123 77L125 79L124 81L126 82V83L124 82V84H123V88L125 90L122 91L123 88L121 87L122 89L121 88L120 89H121L122 92L120 94H119V92H116L115 95H117V96L114 95L110 99V100H113L115 102L114 103L112 101L115 104V106H113L114 104H112V102L108 99L110 97L108 95V93L106 94V91L108 92V89H109V87L107 88V85H109L110 80H106L105 79L108 76V73L112 74L114 71L108 69L109 65H105L107 63H105V64L103 63V60L105 61V59H103V56H104L103 54L105 52H107V49H105V48H104L105 50H98L97 49L99 52L102 51V55L103 56L101 55L102 59L100 58V61L97 58H95V59H97L96 61L99 63V65H101V63H103V65L105 66L104 68L106 69V71H103L104 74H102V76L99 77L101 79L98 80L97 79L98 75L96 76V79H95V77L93 75L95 73H93L91 71V69L88 70V68H91L90 66H88L87 68L84 69L85 70L84 73H82L84 70L82 68H79L80 72L79 71L78 72H79V74L81 73L80 74L81 76H83L82 74H86V71H91V73H93L92 76H93L94 80L90 79L88 77L90 75L88 73L86 75L85 79H84L85 81H83V85H84L83 89L78 90L76 87H78L77 86L78 84L80 85L82 83V79L81 78H84V77H81L80 75H77L78 78H79V76L81 77V78H79L81 80L80 82L78 81L79 79H77V82H78V84H77L75 82L76 80H75L74 76H70L69 77L70 79L75 80L74 84H72L75 87L71 86L72 88L74 87L75 89L73 88L74 91L69 90V94H71V95H69L68 92H66V91H65V93H63L62 89L65 86H62L63 88L61 87V90H60V87H58L56 83H53L52 79L54 78V76L59 77V79L62 76H65V77L68 78L69 75L68 74L66 75V73H68L69 71L72 72L73 68L75 67V63H74V54H75L74 52H75V50L71 51V50H73L75 48L72 49V48L69 47L71 49V50L70 49L69 50H70V52H72V54L68 53L69 50L67 49L68 51H66V50L63 51V52L66 53L63 56H62V51H60V50L54 51L53 54H52L53 56L51 55L52 58H51V56L45 57V56L39 54L40 57L37 58V59L34 58V59H25V60L23 59L22 60L21 57H20L22 55L19 54V52L22 53V52L26 51V49H27L26 45L31 46L30 48H33V46L36 45L38 42H43L44 40L47 41V46L49 45L48 47H54L53 49H56V46H57V48H59L60 45H61L60 44L61 40H60V38H58L59 36H58V33H57L56 29H52L54 27H51V28L48 27L46 25V21L47 20L43 19L44 17H46V15L48 13H50V12H48L49 8L47 7L48 5L45 2L46 0H44V1L40 0L39 2ZM90 1L92 2L91 3L92 5H95V7H96L95 10L99 11V9H97V8L101 5L100 0H93V1L90 0ZM96 1H98L99 3H97ZM154 2H152V3H154ZM248 3L259 5L260 0H248ZM150 5H151V3H150ZM154 5H156V4L154 3ZM229 6H233V4H231ZM33 7L35 9L36 8L37 9L35 10ZM42 9L44 10L45 15H43L44 13L41 12ZM47 9H48V11H47ZM154 10H156V9L154 8L153 11ZM244 10L248 11L249 13L253 12L252 13L253 15L259 16L260 20L257 19V22H254V23L249 22L250 23L249 24V28L251 30H253V33L264 30V25L261 24V14H260L259 9L258 8H254V9H251V10H248V9H244ZM28 11H29V13H28ZM127 11H128L127 13H124V15H123L124 17H126V14L128 15L130 10L128 9ZM113 12H111V14H112L111 18L113 17V14L115 16L118 15V12L117 13L116 12L113 13ZM145 14H143V15H145ZM27 15H29V16L27 17ZM25 16H26V18H25ZM119 17L116 19V21L117 20L118 21L121 20V22H122V21L125 20V22H126V19L124 17H122V16H119ZM131 17H133L134 20ZM131 17L130 16L126 17L127 19L129 18V20H127L128 21L127 24H129V25L132 24V23L131 24L129 23L132 20H133L132 22H135V16L133 15ZM15 18H16V20H15ZM10 19H12V21ZM26 19H27V21H26ZM1 20H0V22H2ZM42 20L44 22H42ZM258 20H259V22H258ZM16 21L18 22V24H17ZM36 21H37V23H36ZM118 21H117V24H115V22H113L114 23L113 24L110 21L111 28H113L112 24L115 25L112 30H115L114 31L115 33H116V30H117L116 35L113 33L115 35V37L112 38L109 35L110 38L113 39V43H114L113 45H115L116 41L119 40L118 31L120 32V28L123 29V27H124L123 25H121V27H120L121 23H120V21L119 22ZM238 21H239L238 22L239 25H241V27L239 29L243 30V20H238ZM251 21H252V19H251ZM10 22H11V24H9ZM205 22L209 23V21L207 19H206ZM110 23H109V26H110ZM118 23H120V24H118ZM150 23H152V25ZM150 23H147L148 28L146 30V34H147V31L149 32V34H147V35L145 34L146 37H147V38L145 37V39H150V37L152 35L151 39H158V41H159L158 43H160L161 42V36H160V34H157V33H160V32L156 31L158 29L156 27L157 24L154 23V22H150ZM211 23H212V21H211ZM123 24L125 25L124 22H123ZM25 25H27V26H25ZM39 25L44 26V28L42 26L39 27ZM95 25L96 26H92L90 30H93V29L98 30L97 28H99L98 27L99 25L98 24H95ZM35 26H36V28H34ZM151 27H153V28H151ZM214 27H216L215 24H214ZM49 28H50V30H49ZM22 29H24V30H22ZM66 29H67L66 35L69 34L68 37H67V39H68L67 41L69 42V39L71 38L70 42L73 41L72 44L74 46H76V49H77L78 47L75 44H77L79 41H82V39L77 40V38H76L77 34H80L79 32H81L80 31L81 29L76 30L77 32L79 31L78 33L73 28H70V30H69V28H66ZM108 29H110V28H108ZM148 29H150V30L152 29V31H150ZM19 30H20V32H19ZM45 30H47V32ZM71 30H73V31H71ZM216 30H217V28H215V31ZM256 30H259V31H256ZM39 31H42V32H39ZM53 31H55L56 33L53 32ZM158 31H159V29H158ZM205 31H202V32H204L203 33L204 35L206 33H208V31L207 32H205ZM209 32H211V31H209ZM109 34H110V32H109ZM155 34H156V36H155ZM261 34L262 33L260 32L259 36ZM89 35H91V34L89 33ZM105 35H108V34L106 33ZM208 35L210 36L211 34L208 33ZM208 35H205V37H208ZM22 36H24V37H22ZM109 36H107L108 37L107 39H109ZM216 36H217V34H216ZM120 37L122 38V34H120ZM243 37H245V42H251V37H249V35H245L244 34ZM18 38H19V40H18ZM75 38H76V40H75ZM89 38H90V36L88 37V40L90 42L89 41L88 42L91 43L92 40H90ZM91 38H92V36H91ZM5 39L6 40L8 39L7 40L8 43L4 42ZM100 39H103L104 42L102 40H100L102 42H100V43L98 42L99 45L96 44L95 46L98 47V48L100 47V49H101V48H103L105 46L106 43L108 44V42L106 41L107 39L106 40L104 39V36H103V38L101 36ZM17 41H21L22 43L20 42L18 44L25 45L26 49H25V46L24 47L21 46V48H19L20 50L15 49V47L17 48L19 46L18 44H16ZM110 41L111 40L109 39V42ZM231 42H232V40L229 42V44ZM79 44H80V42H79ZM111 44L106 45V48L109 47L108 50L111 49L110 46H109ZM133 44H135V43H133ZM141 45H142V47H141ZM68 46H70V44ZM1 47H2V49L3 48H5V49L1 50ZM22 47L24 49H22ZM96 47H95V49H96ZM133 49H135V50L138 49L139 51L137 50L138 52L136 51L137 52L136 53L135 50H133ZM23 50H25V51H23ZM165 50L167 51V49H163L162 52H164ZM12 52L13 53L15 52V54H13ZM95 52H97V51H95ZM175 52L176 53L178 52V53L176 54ZM172 53H175V54H172ZM8 54L10 56H15L16 54H18L20 56L16 55V58L19 57L21 60L20 59H16L15 60L14 57L10 58V56H9V58L7 57L8 60L10 59L8 61L5 58L6 56H8ZM22 54L24 56V53H22ZM97 54H99V53H97ZM171 55H176V56H174V58L171 59L170 58ZM63 57H66V58L64 59ZM68 57H72V58H68ZM24 58H25V56H24ZM143 58H144V60H143ZM147 58H149V59H148L147 62H145L147 60ZM30 60L34 61V62L31 61V64L33 66L30 64V62H29ZM131 60H133V62H131ZM52 61H53V63H52ZM69 61H70V63H69ZM71 61L73 62L74 66L71 65L72 64ZM28 62H29L30 66L27 67ZM105 62H107V61H105ZM20 63H22V65L25 64L26 66L25 65L21 66ZM93 63L95 64V62H93ZM18 64H20V66H17ZM68 64H69V66L65 67V65H68ZM83 64H85V63H82V65ZM153 64H155L156 66H154ZM43 65H44L43 73H45V71L47 72V73H45L47 75H45L44 78L40 77V74H42L40 69H41V66H43ZM91 65L94 66L93 64H91ZM99 65L98 64L96 65V67L98 66L97 67L98 69H99ZM72 66H73V68H72ZM101 66H100V68H101ZM64 67L65 68H67V67L70 68L71 67L72 69L70 68L71 69L70 70V69L67 68L66 72L63 71V73H65V74L62 75V70L63 69L65 70ZM96 67L94 69L97 71L98 69H96ZM149 67H151V68H149ZM13 68H16V71ZM35 68H38L37 69L38 71ZM152 68H153V70H152ZM17 69H19V70H17ZM24 69H25V71H24L25 74H23V70ZM155 69H157V70H155ZM122 70L124 71L125 69H122ZM132 70H136V71H134L135 72L134 76H132V74L134 73V72H132ZM146 70L148 72H146ZM128 71L131 72L132 74L129 73V75H127ZM15 72L17 74L22 72L21 76L24 75L23 77H25V78H27L30 75H33V78L31 80H28V79L26 80L25 78L24 79L21 78L22 81L24 80L26 82L24 84V86L27 83L28 84L31 83L30 87H29V85L28 86L26 85L25 87L23 86L24 89H22L23 87L19 88V89H15L16 85L12 86L11 83L14 84L13 83V79H16L17 77L19 78V76H20V74H18V76L16 74H14ZM124 72H122V73L124 74ZM136 72H138L139 74L136 73ZM56 73H58V76L55 75ZM143 74H146V75H144V77H143ZM15 75H16V78H15ZM137 75H139V76H137ZM92 76L90 75V77H92ZM150 76H152V77H150ZM75 77H76V75H75ZM87 77H88V79H87ZM156 77H158V78H156ZM21 79H20V81H21ZM129 79H131V81ZM146 79H147V81L144 82ZM68 81L69 80H67L66 82L69 83L70 81L69 82ZM32 82H34V84ZM47 82H49V83H47ZM60 83H59V85H60ZM51 84H53V85H51ZM147 85L145 86L146 88H147ZM50 87H52V88H50ZM162 87H163L162 88L163 91L160 89L162 91L161 96L165 95L168 91H170L169 88H168L169 90H167L166 85H164ZM67 88H69V87H67ZM67 88L65 90H67ZM252 88H254V86H252ZM58 89H59V91H56ZM27 90H29V91H27ZM164 90H166V91H164ZM21 91H23V92H21ZM24 91H26V92H24ZM79 91L81 93H79ZM104 91H105V93H104ZM251 91H253V90L250 89L249 93H251ZM255 91H257L256 95H254ZM255 91H253L254 94L252 93V95H254L252 98H254V97L255 98H259L260 95L258 94V90H255ZM95 92L97 93V95L99 94V96H100L101 93H103L104 95H108V98L105 96L106 99L104 100L103 103H102V101H100V103H99V104L102 103L101 106H100V110H99V111H101L102 114L105 113L106 111H108V112H109V110L111 111V114H109L110 112L109 113L108 112L105 113L107 119L108 120L110 119V121L108 123V120H106L107 122H104V124L105 123H107V124H105V126L103 125V128H102V125H101V122L103 123V120L101 119L102 116L100 117L99 112H96V111H98L96 108L99 106V104H98V101L96 100V97H95L96 93ZM163 92H164V94H163ZM170 92H172V91H170ZM18 93H20V94L17 95ZM60 93H62V96L59 95ZM103 94L101 96H103ZM171 94H173V93H171ZM252 95L249 94V96H252ZM65 96H66V98H65ZM68 96H70V97H68ZM92 96H93L94 100H92ZM171 96L172 95L167 93V96L166 95H165V97L162 96V97H164L162 99L165 100L168 97L169 102L170 103L173 102L171 105L173 106V108L175 106V109L171 108L172 107L171 105H168V104H170L168 101H167L168 104L166 105L167 107L166 106L165 107L168 108V106H169L168 109L170 111L172 110L173 113H174L172 117H177V114L180 113V109H179L180 107L178 108L176 106L177 105L176 103L179 101L178 104H180V101H181L180 99H182V97H181V95L179 97H177V99L179 98L178 101H177L176 97H172V98H174L173 100L176 101V102H174V101L170 100ZM103 97H102V100L104 99ZM61 98H63L64 100L61 99ZM115 98L116 99L118 98V99L116 100ZM198 98H199L198 101H197L199 103V107H198V104H197L198 109L201 108V107H202V109L203 108L206 109V111L204 109L203 110L199 109L198 110V114H199L198 117H209L214 112L213 105H212L213 101L209 102L207 100V98L205 97V95L203 96L202 93L199 94ZM107 99L110 101V105L112 104L111 105L112 108H110V106L108 105L109 101ZM151 99H152V97H151ZM89 100L90 101L92 100V101L90 102ZM106 100L108 101L107 103H105ZM246 100L247 99H244V101H246ZM138 102L141 103L142 101L139 100ZM138 102H136V103L138 104ZM167 102H165V103H167ZM104 103L106 105H108L109 108L107 106L105 107ZM231 106H233V105H231ZM115 107H117V108L120 107V109L117 110V108H115ZM158 107H160V106H158ZM176 107L178 108L179 112L177 111ZM104 108L106 109V111H105ZM148 108H150V107H148ZM211 108H212V110H211ZM231 108L233 109V110H231V112L235 116V117H233L234 120L242 118V115H240V111L238 110L237 107H236L237 109L235 107H230L229 109H231ZM101 109L102 110L104 109L105 112L104 111L102 112ZM207 109H209L210 112ZM258 109L262 110L261 107L258 108ZM263 109H264V107H263ZM170 111H168L166 109L167 113H169ZM259 111H257V112H259ZM262 111L264 112V110H262ZM150 112H151V110H150ZM175 112H176V114H175ZM107 113L109 114V116L110 115H112V116H110V118H108L109 116H108ZM260 113H257V117L259 116ZM13 117H19L23 121V125H20V126L17 125V123H15V121L13 120ZM260 117H262V115ZM260 117L258 118V122L260 121L258 124L262 125L261 127H263V129H264V124H262V122H264V116L262 117V119ZM148 118H150V120ZM250 121L248 122L246 120V122L244 123L246 125V129H247L246 132L247 133H243V131H241V132H239L240 135H238V136L234 135L233 138H232V141L230 140L232 142L230 144V146L232 147V149H231V157L232 158L230 159L231 162L229 161V164H228L227 170L228 169L229 170L226 171V169H223V172H224L223 173L222 171H220L222 169H220V170L217 169L216 174L219 172V174L216 175L218 179H215L216 176H214V174H213V177H215V178L213 179L212 177L211 178L209 177L210 180L207 181V183L209 184L208 186L212 190L213 194L218 195L219 199H221V196H222V202L224 201L223 200L224 194H223V191H221L222 187H220V186L224 185V183L227 184L228 188H230L233 185H236L237 183L240 184V185L237 184L238 186H242L244 184V185H249L251 187L252 186V182L255 181V180H256V182L262 183V185H264L263 184V182H264V168L261 169L262 170V172H261L260 168L263 167V166L258 165V162H256L257 160L260 161L259 159H263L262 156L264 155L263 154L264 153V149H261L260 147H257L258 146L257 145L255 147L257 149L256 152H255V154H256L255 158L257 160L251 162V159H249L250 158V154H251L250 151L252 149L251 146L254 147V145L256 144V140L251 139V137L249 135L247 136L248 140L246 141L245 145H244L243 141L241 140V138L244 137L246 134H251L252 133V131H251L252 129L251 130H248V129L253 127V125L255 124L254 123L255 121H253V122H250ZM142 122L145 125V127L143 129H142V124H143ZM148 122H149V124H147ZM192 122L193 121H190L191 125L189 126V129H187L186 142L193 143L192 141L195 140L196 143L194 142L195 144H193V148L197 149L198 147H200V143H201V142H199L200 141L199 139L202 140V138H203V135H200V133L202 134L203 132H202L199 124L195 125ZM139 124L141 126H138ZM21 126H25V127L28 126V127L25 129V127H21ZM137 126H138V128L140 130L138 128H137V130H135L136 129L135 127H137ZM130 127H132V128H130ZM171 127H174V123L171 125ZM190 127L192 129H190ZM129 128L130 129L134 128L135 131L132 130V131H134L133 133L135 134V132H136L138 134V136H140L139 137L140 139L136 138L135 135L131 136L133 133L130 131L132 134L131 135L129 134V132H128ZM152 128H154V129H152ZM196 128H197V130H196ZM126 129H128L127 130L128 133L126 132L127 134L125 133ZM26 130L27 131L31 130L30 131L31 134L27 135ZM141 130H142L141 134L143 133V135H144V130H145V133H146L144 135V137H145L144 140H143V136L141 137V134H140ZM248 131L251 132V133H249ZM188 132H189V134H188ZM100 133H101L102 136L100 135ZM236 133H238V130H236ZM121 134L123 136H124V134H125V136H127L128 134L130 135V136L128 135L127 136L128 138L126 139V142L129 141L128 144L127 145L125 144V146H127L128 148L124 152V156L123 155H122L123 157L121 156L122 159L120 158V160H118V161L116 160L117 161L116 162L115 159H114V152L112 151V154L111 153L109 154V152H108L109 151L108 150L109 147H107V149H106L105 146H106L107 143L106 144H104V143L107 142V138H112V136H113L114 141H115V145H116V143H118L117 150L118 151L120 150L119 151V153H120L121 151H123V147L122 146L124 145L123 142H122V141H124L123 139L121 140L122 143L119 144L120 139L122 138ZM35 135H36V137H35ZM98 136H101V137L104 136V140H103L104 141L103 142L104 145H101L100 148H98V146L95 145V143L98 144V141H97V140H99ZM95 137L98 138V139H95ZM191 137H192V139H191ZM134 138L139 139V140L136 141V139H135V141H136L135 142ZM93 139H94V141H92ZM205 140H206V138L203 139L204 142L202 141L203 142V143H201L202 145L205 144ZM263 140H264V136H263ZM155 141H156L157 145H156ZM92 142H93V144H92ZM13 145H14V147L11 148ZM164 145H165V147L167 145L166 151L164 150L165 149ZM37 147H39V148H37ZM120 147H122V148H120ZM160 147L162 149L164 147V149H163L164 151L161 150ZM41 149H42V151H40ZM248 149H250V150L248 151ZM97 150H98V152H97ZM198 150H200V149L198 148L196 151H198ZM243 150H245V151H243ZM99 151H100V153H99ZM105 151H107V152H105ZM160 151H162V152H160ZM238 152H243V157H242L243 159L241 158V156H239V158H238V154H239ZM158 153H163V154H161V157H160V155H158L159 156V158H158V156H156ZM164 153H165V155H164ZM44 154L48 157V159L45 158L46 156ZM95 154H96V156H95ZM232 154H234V155H232ZM112 156H113V158H112ZM96 157L97 158L100 157V161H96V159H97ZM156 157H157V159H156ZM23 158H24V160H22ZM166 158H167L168 161L166 160ZM159 159H160V161H159L160 163L158 162ZM197 159H199V158H197ZM237 159H239V162L236 164V166L238 164L240 166L243 165V171H241V169H238V166L236 168V166L233 165L235 163V162L233 163V161H235ZM129 160H131V161H129ZM182 161H184V162H182ZM182 161H180L181 164L179 162V168L177 167L178 168L177 170H174V172L171 173L170 176H168V175L167 176L169 178H171V181L173 179L172 182H176L177 183L174 186L177 185V187H179V191L182 190L181 194L185 196V194L188 193L187 188L189 186H191L192 184L194 185V183H192L194 178L192 179V177H194L195 175L193 176L192 175L193 172L190 171L191 168H190L189 160L187 161V158L186 159L184 158ZM200 162H201V160H200ZM3 163L4 164L6 163V165H3ZM22 163H24L26 166H22V169L18 170L17 167L19 165H21ZM105 163H106L107 166L105 165ZM251 163H253L255 165L253 166L254 169L252 168V170L249 171L250 167L253 165V164L251 165ZM24 164H22V165H24ZM33 164H34L35 167H33ZM62 164H63V166H62ZM103 165H104V167H103ZM229 165H231V166H229ZM119 166L124 168V170L126 172V174L122 177L123 179L128 178L129 174H130V176L132 175L133 179H129L130 183L128 181H126V180L121 179V177L119 176V172H120L119 171V169H120ZM168 166H169V164L166 165V167H168ZM36 167H38V168H36ZM41 167L43 169H41ZM97 168H98V170H97ZM100 168H101V173H103V171H104L103 175H105L104 178H105L106 181L104 180V178L101 179L99 177ZM247 168H249V170ZM237 170L238 171L240 170L241 172L240 171L238 172ZM127 171H128V173H127ZM37 172H38V174H37ZM141 172H142V174H141ZM76 174L78 175V177H77ZM42 176H44V177H42ZM72 176H74V177H72ZM159 176H156L157 181H160V179H159L160 177ZM167 176L164 174L161 177L165 180V179L168 178ZM36 177H38V179ZM39 177H41L42 179L43 178L44 179H48V177H49L50 180L49 179L48 180L51 181L50 183H53L51 185V187L54 188L53 190L55 191L56 196H55V198L50 199V202H51V206L50 207H52V206L53 207H57V208L60 207L59 206L60 205L59 204V202H60L59 200L61 199V197H60L61 193H64V194H61L62 200L64 199V201H66L67 203L69 202L70 203L69 206L72 205L71 204L72 202L74 203L72 208L70 207V210H69L70 214L68 212H66V211L63 212V213L66 212V214H63L64 216L61 217V219H60L61 223L56 221L55 217L51 216L52 213L51 214L48 213V215L50 217H52V218H50L48 215H43V216H47V217H45V222L47 224V228L44 225L45 227L43 228L44 229L43 232H42L41 229H39V227L42 224L39 225L40 222H37V220H36V222H34L35 221L34 219H37V217H38V215L36 216L37 213L36 212L35 213L29 212L31 210H28L27 212L24 210L26 213L24 211H21L22 209L18 206V200H17V198L15 199V197H16L15 195L18 192H20L19 191L20 190V186H19L20 184H22V186L29 185L28 186V190H29V194H30L31 198H33V197L35 198V196H36L35 199L42 198V196H44V193H42V191H43L42 190V188H43L42 184L40 185L41 188L39 187V184L41 183V181H39ZM165 177H167V178H165ZM195 177H198V176H195ZM70 179L72 181H74V182L76 181L75 185H73L74 182L72 183V181ZM163 179H161V180H163ZM233 179L235 180L234 184L232 183V182H234ZM190 180H191V183H192L191 185H190ZM78 182H79V185H80L81 188H79V185L77 184ZM212 182L214 184H213V186L211 185V187H210V184ZM16 183L17 184L19 183V184L16 185ZM126 183L129 184V185L127 186ZM106 184H108V185L106 186ZM12 185H14L13 188H11ZM31 185L34 188H31ZM196 185L199 186L200 190H203V184H202V186L200 184H196ZM262 185H260V186L263 187ZM86 186L87 187L89 186L92 189H94L93 188V186H94L95 187L94 190L96 191V194L98 193L97 194L98 195L97 199L100 198V200H102V201L104 200L103 202L109 203L111 207L113 206L111 208L112 210L110 211V213L113 215L114 218L117 217L116 218L117 219V221H116L117 222V227L113 223H111L110 221H108V220H106V219H104L102 217L103 216L102 213L106 214L107 210H105L106 212L102 211V213H101V211L97 210V207L95 206V203L93 202V199H91L92 196H88L84 192ZM121 186H123V187H121ZM73 189H75V190L73 191ZM15 192H16V194H15ZM71 192H72L73 195L71 194ZM250 192H251V194H254L253 190H251ZM78 193H80V194H78ZM219 193H221V194H219ZM84 194L86 195V197H84L85 196ZM71 195L75 198V200L73 199V197ZM192 196L193 195L191 194V197L190 196H186V197L193 198ZM227 197H226L227 198V201H226L227 203L223 202L222 205H224V206L225 205H227V206L231 205V207H232L231 209H233V206L237 207V204H236L237 201H235L236 198H234L233 195H228ZM66 198H67L68 201L65 200ZM108 198H110V199H108ZM76 199H77V202H76ZM229 199H230V201H229ZM219 202L221 204V200ZM75 203H77L78 205L75 204ZM125 204L129 205L130 202H129V204L128 203H125ZM209 204L210 203H208V205ZM84 206H85V208H83ZM77 207L78 208L80 207L81 209L77 210ZM92 207H94V208H92ZM236 207L233 209L234 211H236V210L243 211L241 208H238V207L236 209ZM114 208H115V210H114ZM80 210H83V212L80 211ZM79 211L81 213H83V214L78 215V214H80ZM90 211H91V213H90ZM215 211L216 210H214V212ZM23 212L25 213L24 214L25 216L23 215ZM190 212L191 211H189V215L187 214V211H182L181 212V207H180V210H179L180 216L184 217V215L187 214L184 218H181L179 216L181 218L180 227L183 226L182 227V231H183L182 233H184V234L185 233H189L192 230L191 227H193V230L188 234V236H187V234L185 235L189 239L186 238L184 236V234H182L183 236L179 237V241L182 240L179 243H181L183 246L184 245L186 246L187 244H188V246H190L192 243H194V241H195L194 239L197 236L198 237L200 236V234L198 232L197 233L199 235L197 233H195L197 231V229L195 230V228H194L195 225L193 224L194 221L191 220L192 218H190V217H192V213L190 214ZM34 214H35V216H34ZM87 214L91 215V216L89 217ZM31 215L33 216V218H32ZM96 215H98L97 218H96ZM101 217H102V219H101ZM69 218H71V219H69ZM180 218H179V220H180ZM66 219L69 222H65ZM183 219L186 220V222ZM32 220H33L34 223L32 222ZM146 220H147V222H146ZM148 220H149V222H148ZM183 221H184V223H182ZM142 222H144V223H142ZM76 223L79 224V226ZM141 223H142V226L146 227V228L143 229L142 226H140ZM147 223L150 224L151 226L150 225L148 226ZM37 224L39 225V227H38ZM179 224H180V221H179ZM186 224H187L188 227H190L189 229L186 226ZM192 224L194 226H192ZM35 225H37V227ZM184 225H185V227H184ZM65 226L68 229L67 231H65L63 229V227H65ZM154 226L156 227V229H155ZM158 226L161 228V230H158V228H159ZM80 227L82 228V230H81ZM186 227H187V230L185 229ZM218 228L219 227H216L217 231H218ZM59 229H61V231ZM74 229H75V231H74ZM122 230H123V232H125V233L130 235L129 237L126 238L127 239V243H128V245H130V243H131L132 245H130V246H133L134 250L132 251V253L129 256L122 255L121 258H119V260H115V261L111 262L108 259V254L110 253L111 249H117L116 243L118 242V240L120 238L119 234H120V231H122ZM147 230H148V232L150 231L149 232L150 234L147 232ZM153 231L155 233L157 232L155 236H154L155 233ZM246 231H249V228H247ZM63 232H65V233H63ZM234 232H236V231H234ZM151 233H153V234H151ZM158 233H160V234H158ZM169 233L171 235H169ZM194 233L197 234V235H194ZM69 234H71V235H69ZM81 234L83 236H81ZM236 234L237 233H234V235L237 237L236 238L237 241H238V239L241 241V235L238 236V234L237 235ZM33 235H34L35 238L33 237ZM38 235H39V237H37ZM160 235H161V237H160ZM163 235H165L164 238H163ZM72 236H73V238H72ZM242 239L244 241H246V237L243 234H242ZM30 240L31 241L34 240V241H32V243H30L31 242ZM190 240L191 241L193 240V242L191 243ZM207 241L210 242V240H206L205 241L206 244H207ZM240 241H238L237 243H239ZM205 242H204V245H205ZM36 243H34V244H36ZM206 246L208 247V245H206ZM78 247H79L78 250L80 251V253L77 250ZM145 247L148 250H150V252L148 250H146ZM207 247H204V248L206 249ZM247 247H250V246L247 245ZM74 248H76V249H74ZM82 249H83V251H82ZM64 250H62V253L65 252ZM247 250H244V252L242 250V252H241L242 257L243 258L246 257V259L244 258V262L245 263L250 261V259L252 257L251 253L249 255L250 250L249 249H247ZM200 251H202V252H200ZM245 251H247V252H245ZM77 252L79 253L78 254L79 256L77 255ZM29 255H30V257L28 258ZM246 255H248V256H246ZM76 260H78V261H76ZM33 262H35V261H33ZM91 262H93V263H91ZM191 263H189V264H191Z\"/></svg>","mask_w":264,"mask_h":264},{"label":"snow or ice","instance_id":"3","mask_svg":"<svg viewBox=\"0 0 264 264\" xmlns=\"http://www.w3.org/2000/svg\"><path fill=\"white\" fill-rule=\"evenodd\" d=\"M233 7L237 9H248V10L258 8L261 14V24L264 25V0H260L259 5L250 4V3H242V4H236ZM233 22L238 23L239 21H237L234 18ZM260 55H261V71L264 72V48L260 50ZM24 264H40V262L39 261H36V262L26 261L24 262Z\"/></svg>","mask_w":264,"mask_h":264}]
</instances>
